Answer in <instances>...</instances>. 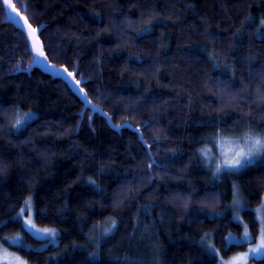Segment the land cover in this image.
I'll use <instances>...</instances> for the list:
<instances>
[{
  "label": "trees",
  "instance_id": "trees-1",
  "mask_svg": "<svg viewBox=\"0 0 264 264\" xmlns=\"http://www.w3.org/2000/svg\"><path fill=\"white\" fill-rule=\"evenodd\" d=\"M13 2L45 26L49 61L76 71L91 102L115 127H140L144 143L84 110L62 77L24 71L33 53L0 0V242L20 234L15 248L34 264H220L209 245L225 258L247 245L227 242L243 231L230 210L235 183L257 237L264 158L214 178L199 150L240 124L264 130V0ZM17 110L35 113L23 130L12 127ZM29 197L57 244L25 229L17 213Z\"/></svg>",
  "mask_w": 264,
  "mask_h": 264
},
{
  "label": "snow or ice",
  "instance_id": "snow-or-ice-1",
  "mask_svg": "<svg viewBox=\"0 0 264 264\" xmlns=\"http://www.w3.org/2000/svg\"><path fill=\"white\" fill-rule=\"evenodd\" d=\"M3 3L12 12H17L16 5L12 3V0H3ZM189 7H192V6L190 5ZM14 18H18V13H17V17H14ZM260 23H261V26L264 27V20H261ZM25 24L27 25L26 33H27V36L30 38V42H31V51H34L36 54L33 62L34 63L46 62L47 57L45 55V52L42 49V44L37 36V29L33 28L31 24H27V21H24L22 23V28L24 27ZM145 31H150V29H146ZM208 58L211 62L216 64L217 67L219 66V61L215 54H209ZM31 66L32 65H29V67ZM64 71L69 77H72V79L75 81L77 85L80 84V81L75 80V78L72 76V73H67L66 69ZM238 96L239 94L237 93V96L233 97L232 99L235 100L238 98ZM85 98H87L86 93H85ZM257 98L259 102L264 103V90H262L259 87L257 88ZM34 117H35V113H31V112L22 113L21 111L17 110V112L15 113V117H14V123L12 124L13 129L23 130L27 128L32 122V120L34 119ZM245 123H250V122L245 121ZM238 128H240L243 131V135L239 138L237 146L231 152V154L224 157L221 161H217L215 159L209 158L207 154L203 151V149L199 150V155L201 159L205 162L209 170H212L214 166V171H212V175L214 178H219V176L225 174L226 171L229 173H233V174L237 173L241 169H244L245 167H247L256 157L264 156V134H258L251 128H248L246 131H244L243 124L238 125ZM220 135L221 134L218 131L217 137H220ZM149 156H151L150 152H149ZM152 164H156L157 167H163V165L159 164V162L156 161L155 159L152 160ZM152 164L148 165L149 169L152 168ZM90 183L94 187L98 188V185H96L95 181H90ZM123 195H124L123 193L120 194L121 197H123ZM178 199L181 200V203L184 207H187L188 203L190 202V197L185 199L181 196V197H178ZM238 203L239 201L234 198L233 204L237 205ZM24 211L25 209L22 208L20 210V213H17V215L18 216L21 215ZM26 223L30 225L32 228H35V225L32 224L31 220H27ZM117 227H118L117 222L115 220H112L111 226L109 228H106L102 234L104 236H110L117 229ZM38 231L45 232L49 237H51L50 243H55L57 233L54 230L41 229ZM247 236H248V232L246 230L245 237L247 238ZM208 248L209 250L215 252V249L213 246L209 245ZM262 248H264V227L260 229L259 243L256 245L255 248L249 249V252H259L260 249ZM248 255L249 253H241L239 254L238 257H234L232 261L228 262V264H246ZM12 264H27V262L22 259L16 258L14 259Z\"/></svg>",
  "mask_w": 264,
  "mask_h": 264
},
{
  "label": "rangeland",
  "instance_id": "rangeland-1",
  "mask_svg": "<svg viewBox=\"0 0 264 264\" xmlns=\"http://www.w3.org/2000/svg\"><path fill=\"white\" fill-rule=\"evenodd\" d=\"M248 128L253 129L258 134H264V130L260 131L249 124L244 126V131H246ZM242 135H243V131L241 129L230 134H222L220 135V137H218L217 141L214 140V142L212 141L211 145L205 146L203 148V151L207 154L209 158L215 159L217 161H221L224 157L230 155L231 152L236 148L239 138ZM263 158L264 156L256 157L247 167L256 164L257 162L263 160ZM210 171L211 172L214 171V166ZM234 186H235L234 198L237 199L239 203L237 205H234L232 201L230 204V210L233 212L234 219L243 226V231L241 234H235V233L229 234L227 237V242L229 244L247 243V245L245 248L239 249L236 252H234L228 258L223 257L220 251L216 248H215V252L214 251L213 252L219 256L220 264H228V262L232 261L234 257H238L239 254L241 253H249L246 264H257L254 260H259L264 257V248L260 249L259 252H249V249L255 248L256 245L259 243L260 230L257 237L254 238L249 228L248 222L244 219L242 215L243 210L247 207V202L242 196L238 184L235 183ZM22 208L25 209V211L21 215H19V217L22 219L24 227L27 231H29L32 235H34L38 239L47 240V242H50L51 237H49L45 232L38 230L41 229L54 230L57 233L54 244H57L59 242V238H58L59 230L57 228L49 225H41L37 222L35 217V207L32 197L27 198L21 209ZM255 211L257 213V218L260 224L259 228L261 229L262 227H264V195L261 203L257 207H255ZM27 220H31L32 224L35 225V228H32L30 225H28L26 223ZM110 226L111 223L108 225L107 228H109ZM246 230L248 232L247 238L245 237ZM99 240H100L99 238L96 239L97 242H99ZM22 243H23V238L20 234H15L9 237L6 242H0V264H12V262L16 258L26 261L27 264H34L29 260H27L25 257H23L20 254V252L15 248L16 246H19Z\"/></svg>",
  "mask_w": 264,
  "mask_h": 264
},
{
  "label": "water",
  "instance_id": "water-1",
  "mask_svg": "<svg viewBox=\"0 0 264 264\" xmlns=\"http://www.w3.org/2000/svg\"><path fill=\"white\" fill-rule=\"evenodd\" d=\"M3 1V0H2ZM12 3L14 4L13 0H12ZM4 4V3H3ZM5 6V9H6V13H7V18L5 21L7 22H11L12 24H14L16 27L20 28L22 31H24V33L26 34V37L28 39V42H29V46H30V50H31V42H30V38L27 36V33H26V27L27 25L25 24L24 27L22 28V23L24 21H27V24H31L29 22V20L21 14V12H19L17 10V12H12L10 9H8V7L6 5ZM17 13H18V18H14V17H17ZM32 26V25H31ZM43 26V27H42ZM33 27V26H32ZM45 26L44 25H41L40 27L38 28H35L37 29V36L42 44V49L43 51L45 52V55L47 57V61L44 62V63H34L32 62L30 65H32L31 67L25 69L24 71L26 72H30L34 67H38L39 69H41L43 72L47 73V74H50L52 75L53 77H62L69 85L70 87L73 89V91L81 98V100L84 102L85 106H84V110H86L87 108H90L92 110V115L94 113H100L102 116H104L108 123L110 124V126L116 130H120L121 128L123 127H129L131 130L137 132L141 138V140L143 141L144 143V140H143V136L141 134V128H134L133 126H131L130 124L126 123V124H122L118 127H115L113 122H112V118L111 116H109L103 109L97 107L96 105H94L91 100L89 99V97L87 96V98H85V91L81 88V82L79 85H77L75 83V81L72 79V77H69L66 73H65V69L64 68H57L56 66H54L48 59V56H47V53L45 51V47H44V44L40 38V32L41 30L44 28ZM33 53V56L35 57V52L34 51H31ZM34 61V59H33ZM67 73H70L67 71ZM75 75H76V71H74L72 73V76L75 78ZM75 80H77L75 78ZM82 90V91H81ZM87 94V93H86ZM92 119V118H91Z\"/></svg>",
  "mask_w": 264,
  "mask_h": 264
}]
</instances>
